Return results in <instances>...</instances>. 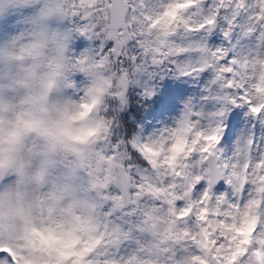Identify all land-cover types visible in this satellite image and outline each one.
<instances>
[{
  "label": "snow or ice",
  "instance_id": "obj_1",
  "mask_svg": "<svg viewBox=\"0 0 264 264\" xmlns=\"http://www.w3.org/2000/svg\"><path fill=\"white\" fill-rule=\"evenodd\" d=\"M66 6L73 33L88 42L76 62L107 63L125 93L138 73L151 77L170 65L182 75L211 73L218 105L204 123L188 109L175 127L144 142L115 139L111 119L91 173L103 218L93 264H264V132H250L231 155L219 147L222 118L233 106L264 126V76H250V65L264 61V0ZM169 228L175 238L162 245ZM13 252L0 241V264H17Z\"/></svg>",
  "mask_w": 264,
  "mask_h": 264
},
{
  "label": "clouds",
  "instance_id": "obj_2",
  "mask_svg": "<svg viewBox=\"0 0 264 264\" xmlns=\"http://www.w3.org/2000/svg\"><path fill=\"white\" fill-rule=\"evenodd\" d=\"M64 8L62 0H0V20L23 22L0 40V227L9 235L39 226L41 190L73 149L110 132L108 101L127 105L119 76L92 59L76 62Z\"/></svg>",
  "mask_w": 264,
  "mask_h": 264
},
{
  "label": "rangeland",
  "instance_id": "obj_3",
  "mask_svg": "<svg viewBox=\"0 0 264 264\" xmlns=\"http://www.w3.org/2000/svg\"><path fill=\"white\" fill-rule=\"evenodd\" d=\"M63 5L65 6L64 15L69 18L67 0H63ZM22 26L23 22L15 17L0 20V40H4L9 34L19 31ZM83 50L79 47L74 55H78ZM171 67L170 65L167 72H157L151 77L148 72L138 73L135 78L136 82L127 87V105L125 107L121 108L119 101L112 99L113 115L110 117L114 120L112 131L115 139L129 141L133 138H139L142 142L148 141L156 137L163 129L175 127L188 109H191L193 113H200V117L194 114L191 119L199 118L202 123L205 122L208 113L216 110L218 105L211 98L209 92L211 73L182 75L178 71L171 70ZM250 67L252 69L250 76L258 78L264 76V61H257ZM111 72L117 75L113 69ZM74 79L77 82L81 81V74H74ZM145 86L152 89L153 94L151 96L143 94ZM130 107L137 108L138 118H135L134 114L130 117L132 123L130 127L134 126L137 130H128L127 132L120 130L119 134V116L122 112L130 110ZM231 111L232 108L224 115L226 123L224 122L225 125L222 126L219 142V147L226 156L231 155L236 145L242 143L250 132H254L257 138L264 132V126L249 118L246 115V109L243 107H238L236 115L228 122L227 117ZM123 122L124 124L127 123L125 120ZM109 134L110 132L107 133V135ZM75 156L80 158L81 167L90 175V179L95 181L91 173L93 167H98L99 161L102 159L99 152L94 149L89 151L88 147L83 150L82 147L75 148L72 150V155L61 164L56 179L41 190L36 205L39 212L37 217L39 226L32 223L31 227L20 235L6 234L0 227V241L11 242L17 264H54L55 248L61 246L60 244L65 241L68 222L73 217L79 226L85 228L82 234L85 238H92L97 235L96 230L86 223L88 216L92 218L91 220L100 222L102 227V208L96 194L97 181L89 192L88 189H81L78 176L69 179V165L71 158ZM70 200H75V202H69ZM71 209L75 211L72 215L68 213ZM252 227L254 224H250L248 229ZM246 234L250 236L248 230ZM101 235L103 236V234ZM174 238L175 234L169 228L167 233L162 236L161 244H166L168 240ZM90 240H87L86 243L88 244ZM205 241L207 243L205 247L210 251L211 245L207 242V238ZM27 242L32 243V247L28 246ZM100 248L101 246L93 248L96 250L93 252L94 258L98 257ZM67 264L70 263L67 262ZM160 264H163V261Z\"/></svg>",
  "mask_w": 264,
  "mask_h": 264
},
{
  "label": "trees",
  "instance_id": "obj_4",
  "mask_svg": "<svg viewBox=\"0 0 264 264\" xmlns=\"http://www.w3.org/2000/svg\"><path fill=\"white\" fill-rule=\"evenodd\" d=\"M72 32H73V31H72ZM75 38H80V39H82L83 41H87L84 37L77 36L76 34H74V40H75ZM87 44H88V42H87ZM98 67L101 68L100 66H98ZM105 67H106V66H105V64H104L102 70L106 72ZM106 114H107L109 117H110L111 115H113V110H112V99H110V100L108 101V108H107ZM125 115H127V113H126ZM124 120L127 121V123L124 124V128H125V131H126V132H127L128 130H129V131L135 130L136 127H134V126L130 127L132 123L129 122L125 116H124ZM101 141H102V140L99 138V139L95 140L94 142H90L89 145L87 146V147H88V150L90 151L91 149H94V150L96 151L97 149H99V145H100V142H101ZM87 147H85V149H86Z\"/></svg>",
  "mask_w": 264,
  "mask_h": 264
}]
</instances>
